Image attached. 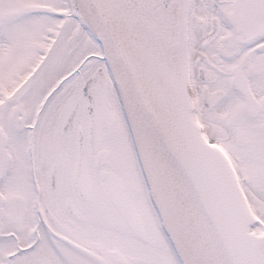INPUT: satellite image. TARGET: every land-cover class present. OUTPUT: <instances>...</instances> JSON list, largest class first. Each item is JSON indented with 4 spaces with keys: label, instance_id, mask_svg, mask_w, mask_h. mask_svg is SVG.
I'll list each match as a JSON object with an SVG mask.
<instances>
[{
    "label": "snow or ice",
    "instance_id": "snow-or-ice-1",
    "mask_svg": "<svg viewBox=\"0 0 264 264\" xmlns=\"http://www.w3.org/2000/svg\"><path fill=\"white\" fill-rule=\"evenodd\" d=\"M0 264H264V0H0Z\"/></svg>",
    "mask_w": 264,
    "mask_h": 264
}]
</instances>
